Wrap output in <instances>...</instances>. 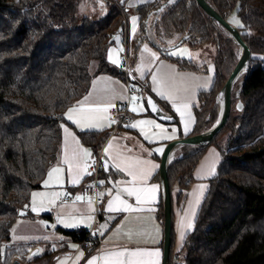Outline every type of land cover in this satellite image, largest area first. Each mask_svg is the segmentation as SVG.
<instances>
[{"label": "trees", "instance_id": "obj_1", "mask_svg": "<svg viewBox=\"0 0 264 264\" xmlns=\"http://www.w3.org/2000/svg\"><path fill=\"white\" fill-rule=\"evenodd\" d=\"M112 1L104 2L103 13L93 16L79 13L85 0H0V264L17 258L33 261L27 257L33 243L11 245L12 225L55 161L66 109L87 93L95 72L121 73L107 52L130 12L138 15L139 29L129 39L128 55L131 44L138 50L148 43L183 69L207 71L214 63V84L199 94L189 135L210 129L219 119L220 92L241 54L230 32L197 0H174L161 11L157 9L167 0H151L131 10L126 0ZM207 1L230 22L237 8L241 23L236 26L251 57L233 84L231 115L224 127L206 144H180L167 166L173 204L174 189L180 188L179 199L185 196L209 145L223 155L178 252L172 220L170 264H264V0ZM183 37L194 47L212 42L214 56L197 65L192 58L169 54L170 46ZM95 58L100 65L91 72ZM78 135L99 152L107 132L79 130ZM108 174L121 173L103 160L100 178ZM155 179L161 181L160 171ZM157 214L164 224L163 195ZM63 231L81 242L90 229ZM89 238L93 251L100 237ZM53 256L47 252L34 260L51 264Z\"/></svg>", "mask_w": 264, "mask_h": 264}, {"label": "crops", "instance_id": "obj_2", "mask_svg": "<svg viewBox=\"0 0 264 264\" xmlns=\"http://www.w3.org/2000/svg\"><path fill=\"white\" fill-rule=\"evenodd\" d=\"M148 1L151 0H126L125 3L128 10H131ZM87 2L89 3L87 9L92 15L96 12L103 13L104 2L108 1L85 0V4ZM132 14L135 13L130 12V15ZM130 27L128 17L129 34ZM132 27L133 39L139 29L138 15L137 22L133 23ZM130 46L128 73L132 83L139 87V94L129 95L123 52L114 41L111 42L108 46L107 56L111 65L118 68L121 73L95 72L87 93L66 109L64 113L66 121L62 124V137L55 161L43 178L42 186L31 191L29 201L21 213L23 216L26 213L32 215L30 218L25 216L15 221L23 219L30 221L37 229L48 234L46 239L49 237L50 239L46 242L52 245V251H54L51 264H57L59 260H62L61 264H88V261L93 257H96L95 264H112L117 257L111 254L122 251L125 252V256L119 259L123 260L133 259L128 255L130 252L154 253L158 251L159 256H145L144 259L150 260L154 264L163 262L164 224L161 223L157 214L163 195V184L162 180L155 179V176L160 171V160L167 143L173 139L187 136L192 131L195 124V105L198 104L200 92L212 88L215 81V67L214 63L210 62L207 71H204V68L196 67L183 69L178 66L177 62L165 58L160 51L148 43L142 45L138 50L134 44ZM168 53L173 55L171 52ZM173 56L181 57L177 54ZM205 85L206 87H204ZM161 92L164 95H161ZM133 97L137 98L135 102ZM129 99L131 120L123 121L117 126L120 112L114 111V108ZM149 100L155 105V111L148 103ZM221 101L219 113L221 112ZM98 104L113 105V107H109L106 113L99 114L105 118L97 121V127L86 128L81 124L74 123L81 116L79 111L73 113V120L67 119L70 109H88ZM185 104L188 105L187 108L183 107ZM134 106L138 108L137 112L131 111ZM177 107H180V112L176 111ZM181 112L184 114L181 115ZM139 120L155 121L156 124L162 125L166 129V134L172 136L173 139H160L155 136L146 139L144 132L151 136L160 131L152 125L126 127V125L135 124ZM111 121H115V123L108 126ZM185 123H187V131H185ZM141 128H143V132ZM79 130L107 132V137L99 152L103 160H106L115 169L117 168L114 165L118 163L121 165V169L130 170V165L134 161H142L140 166L150 173L146 185L149 187L158 186L155 201L149 199L148 202L138 204L134 196H128L126 192H123L122 189L131 186L127 181H131L132 177L128 175L127 170L117 169L121 174H108L100 178V182L104 181L103 184L100 183V193H105V195L100 206V220L96 222L97 206L85 189L87 167L93 151L90 146L81 141L78 135ZM105 149H108L107 154ZM156 149H163V151L158 152ZM179 149H181L180 145L173 148L168 162L177 155ZM84 150H87L90 155H84ZM74 153L78 154L77 160L73 159ZM66 158L69 163H65ZM222 159L223 155L220 149L214 144L209 145L195 167V179L185 190V196L183 195L179 199L178 195L181 190L180 188L174 189L172 204V220L175 229L174 252L182 249L187 234L194 227L201 204L209 190L210 180L216 174ZM77 163L80 165L79 168L76 167ZM69 164L72 165L71 170ZM213 165L214 174H209ZM56 167L61 171L52 173L50 179L49 173ZM73 180H78V182L74 184ZM201 186H203L202 189ZM118 193L123 200L131 205V208L125 212L108 211L109 201H113ZM78 196L81 197L80 200L76 199ZM115 206L120 207L118 202ZM33 208L36 210L33 211ZM88 217H92V219H88ZM44 220L51 222V226L47 227ZM60 220H63L64 223H60ZM189 223L192 225L191 229L187 227ZM72 224L76 226H69ZM12 228L10 243L16 245L19 243L13 241ZM79 228L99 231L100 238L96 249L91 251L93 249L91 245H82L79 240L71 238L63 231ZM181 233L184 234L183 238H181ZM18 241L21 242L20 239ZM37 243L35 242L34 248ZM45 253H47L45 250L37 254L29 253L27 257L33 260L30 264H41V259L34 260V257L42 256ZM12 264L28 263L17 258Z\"/></svg>", "mask_w": 264, "mask_h": 264}, {"label": "water", "instance_id": "obj_3", "mask_svg": "<svg viewBox=\"0 0 264 264\" xmlns=\"http://www.w3.org/2000/svg\"><path fill=\"white\" fill-rule=\"evenodd\" d=\"M174 0L165 1L157 11H161L166 7L170 2ZM199 5L213 18H215L222 26H224L232 35V37L238 42L241 46V54L239 60L230 73L228 79L226 80L221 93L223 95V100L221 103V112L217 122L208 130L187 135L184 137L176 138L167 143L164 148V151L160 160V176L163 184V204H164V242H163V262L162 264H170V257L172 251V197H171V187L168 178L167 166L168 159L171 151L174 147L180 144H206L211 142L214 137L220 132V130L227 123L231 115L232 107V89L233 84L243 69L248 65L251 57V48L246 40L243 38L240 29L238 26L232 24L229 20L225 19L224 16L215 9L207 0H197ZM186 37L181 38L177 44L174 43V46H177L184 42ZM111 41L116 43L118 48H121V34L117 32L112 38ZM173 46V47H174ZM171 47V46H170ZM242 102L239 100L238 108ZM182 156V154H180ZM44 220V223L47 227L51 226V222Z\"/></svg>", "mask_w": 264, "mask_h": 264}, {"label": "snow or ice", "instance_id": "obj_4", "mask_svg": "<svg viewBox=\"0 0 264 264\" xmlns=\"http://www.w3.org/2000/svg\"><path fill=\"white\" fill-rule=\"evenodd\" d=\"M136 17H133V23H135L136 21ZM173 55H176L177 53H172ZM154 55V54H153ZM154 80L156 79L155 77L153 78ZM206 87V85L204 86ZM161 95H164L163 92L160 93ZM136 97H133V101H136ZM148 103L150 104L151 108L153 111L156 110L155 105L151 102V100L148 101ZM109 107H113V105H95L92 107H89L88 109H70L68 114H67V119L68 120H73V113L79 111L81 113V116L78 120L74 121V123L77 124H81L82 127H86V128H92V127H97V121L104 119L105 117L99 115L101 113H106ZM184 108H187L188 105L185 104L183 106ZM143 110V109H140ZM132 112H137L138 108L137 107H132L131 109ZM177 112H180L181 109L180 107L176 108ZM184 113L181 112V115H183ZM170 119V117H169ZM111 123H115V121H111L110 124L108 126H111ZM140 125H152L158 129H160V131L158 133H153L151 136L149 135V133L144 132L145 138L146 139H151L153 136L158 137L160 139H173L172 136L167 135L166 134V129L163 128L162 125L156 124L155 121L153 120H139L137 121L135 124L132 125H126V127H139ZM141 131L143 132V128H141ZM185 131H187V123H185ZM156 151L158 152H162L163 149H156ZM108 149H105V153L107 154ZM84 155H90L89 152H87V150H84ZM73 159L77 160L78 159V154L74 153L73 154ZM65 163H69V161L67 160V158L65 159ZM142 161H134L131 165H130V170L129 169H121V165L120 164H115L114 166L118 169V170H127L128 171V175L132 177L131 181H127L128 184H130V187L124 188L122 189L123 192H126L128 196H134L136 199V202L139 203H144V202H148V200L150 199L151 201H155L156 199V192H157V188L158 186L153 185V186H147L146 185V181L149 178V171L143 167H141L140 165L142 164ZM72 165L69 164V169L71 170ZM76 167L79 168L80 165L79 163L76 164ZM106 170V167H105ZM61 169L56 167L53 168L52 171L49 173V178L51 179L52 177V173H58L60 172ZM87 175H91V173H86ZM209 174H214V165L212 167V169L210 170ZM203 178V177H200ZM74 184L78 182V180H73L72 181ZM45 183L47 184V181H45ZM101 184L104 183V181L100 182ZM203 188V186H201V189ZM35 195V194H34ZM105 195V193H100V196L103 197ZM77 200H80L81 197H76ZM119 203L120 207H116L115 204ZM129 208H131V205H129L127 203L126 200H123L120 196V194L118 193L113 201H109L108 206H107V210L108 211H112V212H125L127 211ZM33 211H35L36 209L33 208ZM88 219H92V217H88ZM60 223H64L63 220L59 221ZM72 227H75V224L69 225ZM187 227L189 229H191L192 225L191 223H189L187 225ZM183 233H181V238H183ZM73 247H75V245H73ZM81 255H83V253H81ZM115 257H117L116 260H114L112 262V264H154V262L150 261V260H145L144 257H151V256H159V252H130L128 253L129 257L133 258V259H129V260H123V259H119L120 257H124L125 256V252H118V253H113L111 254ZM139 258V259H135V258ZM96 261V257H93L91 260L88 261V264H95Z\"/></svg>", "mask_w": 264, "mask_h": 264}, {"label": "rangeland", "instance_id": "obj_5", "mask_svg": "<svg viewBox=\"0 0 264 264\" xmlns=\"http://www.w3.org/2000/svg\"><path fill=\"white\" fill-rule=\"evenodd\" d=\"M89 3L87 2V4H83L82 3L79 5V13L80 14H85V15H90L91 12L87 9L89 6ZM99 13H92V15H98ZM136 17V14H129V21H130V34H129V39L131 40L133 37V32H132V25H133V20L132 18ZM230 20L231 23L234 25H239L241 23V19L239 18V16L237 15V8L234 9L232 15L230 16ZM137 22V19L135 21V23ZM236 41V40H235ZM178 44V42H177ZM174 43L171 45V47L169 48L168 52L171 53H177V55H180L181 57H186V58H192L194 61H196L195 63L198 65V63H202V60L206 59L207 56H214V50H215V46L212 42L206 43L204 45H200V46H192L187 42H183L177 46H174ZM240 53H241V46H240ZM208 54V55H206ZM121 58V57H120ZM100 65V60L99 59H92L91 63H90V70L91 72H95ZM221 95V93H220ZM222 96V95H221ZM219 97L220 100H223V97ZM219 100V101H220ZM222 102V101H221ZM225 137H221L218 139L219 142L223 143L224 142ZM23 210V209H22ZM31 213H26L24 216L21 215L19 217V219L21 217H31ZM23 219V218H22ZM12 232L14 234L13 237V241L14 243H19L16 244V246L18 245H24L26 243H33V246L30 248V253L35 252L37 253H42L44 250L45 252H51V254H54V251H52V245L49 242L48 239H50V237L48 239H46V237L48 236V234H46L45 232H42L41 230L37 229L32 223H30V221L27 220H22V221H18L14 223V226L12 228ZM71 238L72 236L69 235ZM21 240V242H19L18 240ZM44 241V242H43ZM35 242H38L35 246ZM51 242V241H50ZM7 243H5V245L3 247H6ZM44 249V250H43ZM184 253V252H182ZM52 258V255H50L47 259H45V263H47L49 261V258ZM183 257V256H182ZM182 257L180 259H182ZM52 261V260H51ZM40 263H42V259L40 260ZM62 260H59L57 264H61Z\"/></svg>", "mask_w": 264, "mask_h": 264}, {"label": "built area", "instance_id": "obj_6", "mask_svg": "<svg viewBox=\"0 0 264 264\" xmlns=\"http://www.w3.org/2000/svg\"><path fill=\"white\" fill-rule=\"evenodd\" d=\"M108 2H112V0H106ZM119 32L121 34V50L123 52V60L124 65L126 68V78L128 79V85H129V95H138L139 94V87L136 86L134 83H132L130 75L128 73L129 69V55H128V42H129V34H128V23L127 19H124V25L120 27L116 32H114L113 36ZM114 111L120 112V117L117 121V126L120 125L123 121H130V99L123 104L117 105L114 108ZM92 154V158L88 164L87 167V173H91V175H86L85 179V189L88 194V196L92 199L93 202H95L97 206L96 211V222H99V214H100V206L104 201V198L100 196V172L103 167V158L100 154V152H95L94 150ZM72 198V196H70ZM93 234L96 236L99 235V231L90 229L87 236L84 238V240L81 241L82 245L90 246L92 241L89 238V236Z\"/></svg>", "mask_w": 264, "mask_h": 264}]
</instances>
